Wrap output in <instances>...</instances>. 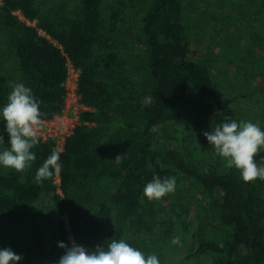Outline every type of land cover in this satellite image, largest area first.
<instances>
[{"label": "trees", "instance_id": "16d2710c", "mask_svg": "<svg viewBox=\"0 0 264 264\" xmlns=\"http://www.w3.org/2000/svg\"><path fill=\"white\" fill-rule=\"evenodd\" d=\"M184 3L1 0L0 108L11 85L23 83L40 101L43 120L60 114L68 62L79 71L77 94L87 108L61 151L62 195L56 192L55 176L42 183L34 179L55 148L52 141L39 140L27 172L0 166L1 236L21 208L42 196L49 197L56 214L55 241L13 246L23 257L18 264H57L64 252L58 242L71 246L70 238L89 250L123 239L146 255L155 254L162 264L161 243L173 226L165 218L188 214L193 206L169 195L149 201L143 188L154 175L194 180L208 198L203 213L196 215V247L189 257L210 256L212 264H264V181L245 183L235 168H223L220 161L194 164L159 139L164 125L183 123L185 111L198 114L210 129L226 116L241 121L234 106L238 92L232 91L236 96L231 98L217 82L220 71L214 75L211 63L191 59L193 31ZM257 6V15L264 13V0H257ZM131 18L138 25L135 37ZM127 36L146 47L140 61L149 86L143 92L125 86L126 62L118 50ZM257 89L264 94V86ZM0 136L2 150L8 147L2 117ZM200 148L211 152L206 137ZM117 156H123L120 164L114 161ZM262 159L264 152L255 157L258 164Z\"/></svg>", "mask_w": 264, "mask_h": 264}, {"label": "rangeland", "instance_id": "374dc122", "mask_svg": "<svg viewBox=\"0 0 264 264\" xmlns=\"http://www.w3.org/2000/svg\"><path fill=\"white\" fill-rule=\"evenodd\" d=\"M61 0H57L60 2ZM79 0H75L78 2ZM190 9L185 20L190 25L189 34L192 60L211 63L213 74L221 72L219 86L232 98L237 95L235 106L241 121L264 126V94L257 88L264 86V13L257 15V0H184ZM109 0H104L106 6ZM135 37L138 25L129 20ZM146 47L127 36L118 50L126 62V88L143 92L149 86V78L140 61ZM248 61L246 65H242ZM214 77V76H213ZM216 79V78H215ZM232 91L238 92L232 95ZM183 123H168L160 129L159 139L167 148L187 156L194 164L224 161L213 147L210 153L200 148L206 125L198 114L183 112ZM169 199L193 206L188 214L177 212L167 216L173 222L172 231L161 243L159 250L162 264H212V257H189L195 249L196 215L203 213L208 198L201 187L191 179H178L175 192ZM167 210H172L165 203ZM67 224V218H64ZM7 227V234L0 235V249L33 244L35 239L46 246L56 238V214L48 196L19 210L18 216ZM14 249V248H13Z\"/></svg>", "mask_w": 264, "mask_h": 264}, {"label": "clouds", "instance_id": "9594fccd", "mask_svg": "<svg viewBox=\"0 0 264 264\" xmlns=\"http://www.w3.org/2000/svg\"><path fill=\"white\" fill-rule=\"evenodd\" d=\"M6 103L0 108L5 130L8 135V147L0 150V166L17 172H27L36 160L33 148L39 143V133L43 128L45 113L41 111L38 101L29 87L23 83H13ZM225 122L217 124L211 132L205 131L210 145L217 156L224 161L228 169L235 168L245 183L264 181V159L258 164L255 157L264 152V129L250 121H235L225 117ZM0 136V144H4ZM61 152L53 149L35 173V181L42 183L52 179L62 170ZM123 156H117L114 161L122 162ZM176 189V178H160L154 175L143 188V195L149 201H159L172 194ZM71 246L58 242V247L64 249L57 264H160L155 254L146 255L141 250L131 246L125 240L111 239L104 246L89 250L84 245H78L71 239ZM23 257L11 248L0 249V264H18Z\"/></svg>", "mask_w": 264, "mask_h": 264}, {"label": "built area", "instance_id": "2783aa9c", "mask_svg": "<svg viewBox=\"0 0 264 264\" xmlns=\"http://www.w3.org/2000/svg\"><path fill=\"white\" fill-rule=\"evenodd\" d=\"M78 75L79 71L74 69L72 64L68 62L64 107L60 114L55 115L51 119L43 120V128L39 133L40 140L42 142H54L55 149L60 152L63 151L65 140L73 134V131L80 124V113L87 110V108L81 103L80 97L77 94ZM53 183L56 186V192L59 195H62L60 190L59 174L55 175Z\"/></svg>", "mask_w": 264, "mask_h": 264}]
</instances>
